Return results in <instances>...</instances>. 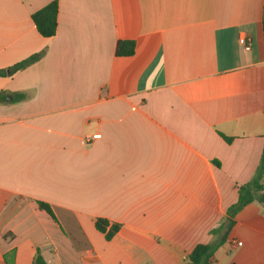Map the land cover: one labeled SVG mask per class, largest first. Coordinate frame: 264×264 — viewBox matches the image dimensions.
<instances>
[{
    "label": "crops",
    "instance_id": "obj_1",
    "mask_svg": "<svg viewBox=\"0 0 264 264\" xmlns=\"http://www.w3.org/2000/svg\"><path fill=\"white\" fill-rule=\"evenodd\" d=\"M52 1L0 0V69L42 53L0 75V264H264V203L228 213L264 149V0H57L45 37Z\"/></svg>",
    "mask_w": 264,
    "mask_h": 264
},
{
    "label": "trees",
    "instance_id": "obj_2",
    "mask_svg": "<svg viewBox=\"0 0 264 264\" xmlns=\"http://www.w3.org/2000/svg\"><path fill=\"white\" fill-rule=\"evenodd\" d=\"M32 19L38 29V31L45 37L53 36L57 31L58 25V2L53 0L44 7L35 11L32 14ZM263 27H264V17H263ZM135 51V41L134 40H120L117 45V54L118 55H130ZM42 53L38 52L32 54L31 56L17 62L8 69H0V75H10L16 70L27 66L28 64L36 61ZM24 97L22 93L16 94V99L20 100ZM3 99V94L0 93V100ZM230 140V137H226ZM264 149L262 153V158L258 170L255 176L247 185H242L239 188V197L235 204H233L228 213L230 217L234 216L242 207L251 202L254 198H258L262 203H264ZM39 205L42 209L46 210L52 216L53 211L50 205L46 202L40 201ZM96 227L105 233L107 239H111L114 234L118 231L119 225L113 224L109 229L108 220L105 218L96 219ZM217 244H198L192 250L189 255V261L186 264H210L211 256L214 251L217 249ZM32 264H49L44 256L38 250L34 256Z\"/></svg>",
    "mask_w": 264,
    "mask_h": 264
},
{
    "label": "built area",
    "instance_id": "obj_3",
    "mask_svg": "<svg viewBox=\"0 0 264 264\" xmlns=\"http://www.w3.org/2000/svg\"><path fill=\"white\" fill-rule=\"evenodd\" d=\"M241 40L244 43L245 48L246 49H250V45L248 44L247 39L246 38H242ZM100 136H101V134L97 133V134H93L91 137H100ZM89 137L90 136H88L87 138H89Z\"/></svg>",
    "mask_w": 264,
    "mask_h": 264
},
{
    "label": "rangeland",
    "instance_id": "obj_4",
    "mask_svg": "<svg viewBox=\"0 0 264 264\" xmlns=\"http://www.w3.org/2000/svg\"><path fill=\"white\" fill-rule=\"evenodd\" d=\"M224 261H226V260H224Z\"/></svg>",
    "mask_w": 264,
    "mask_h": 264
}]
</instances>
